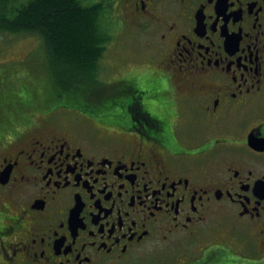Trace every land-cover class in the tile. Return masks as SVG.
Instances as JSON below:
<instances>
[{
  "label": "flooded vegetation",
  "instance_id": "obj_1",
  "mask_svg": "<svg viewBox=\"0 0 264 264\" xmlns=\"http://www.w3.org/2000/svg\"><path fill=\"white\" fill-rule=\"evenodd\" d=\"M91 1L157 67L95 131L2 127L0 264H264V0Z\"/></svg>",
  "mask_w": 264,
  "mask_h": 264
},
{
  "label": "trees",
  "instance_id": "obj_2",
  "mask_svg": "<svg viewBox=\"0 0 264 264\" xmlns=\"http://www.w3.org/2000/svg\"><path fill=\"white\" fill-rule=\"evenodd\" d=\"M104 8L102 2L91 0H0V33L40 38L55 90V99L42 93L43 98L24 76L12 79L11 62L0 64V130L31 109L50 108L55 100L60 101L56 107L92 111L110 109L116 99L115 107L120 106L122 81L110 88L98 79L100 59L111 40L109 20L118 22Z\"/></svg>",
  "mask_w": 264,
  "mask_h": 264
},
{
  "label": "rangeland",
  "instance_id": "obj_3",
  "mask_svg": "<svg viewBox=\"0 0 264 264\" xmlns=\"http://www.w3.org/2000/svg\"><path fill=\"white\" fill-rule=\"evenodd\" d=\"M107 10L108 5H105L104 12ZM116 16L117 19L121 17L118 14ZM121 24L126 26H121ZM108 29L111 40L108 42V47L100 60L98 79L103 83H107V86L109 85L111 88L116 82V86L121 85L119 82L123 81L121 78L127 76L128 72L133 71L134 76L139 78L141 82L144 81L146 77L144 75L152 72L151 70L157 67V45L146 42V37L142 31H139L136 27H129L125 22L109 20ZM9 62L11 63L8 71L13 74L12 79L17 78V75H22L28 79L31 87L43 98L51 95L55 99V90L52 87L48 68V56L44 44L40 42L37 36L0 33V64L4 65ZM42 93H44V96ZM52 101L54 102V100ZM121 101H119V104H121ZM59 102L55 100V103L50 104V108H47L48 116L66 121L73 128L84 132L97 129L85 114L95 118H103L110 112L116 113L119 111V107L111 109L99 107V110H94L96 112L79 106L58 105L56 107ZM62 103L64 102L62 101ZM59 107L61 108L57 109ZM117 108L118 110H116Z\"/></svg>",
  "mask_w": 264,
  "mask_h": 264
}]
</instances>
